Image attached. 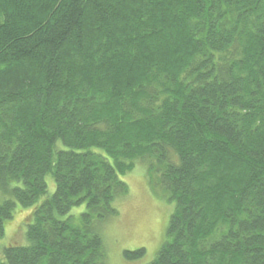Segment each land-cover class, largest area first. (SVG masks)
<instances>
[{"label":"trees","instance_id":"trees-1","mask_svg":"<svg viewBox=\"0 0 264 264\" xmlns=\"http://www.w3.org/2000/svg\"><path fill=\"white\" fill-rule=\"evenodd\" d=\"M138 165L147 264H264V0H0V264H105Z\"/></svg>","mask_w":264,"mask_h":264},{"label":"rangeland","instance_id":"rangeland-1","mask_svg":"<svg viewBox=\"0 0 264 264\" xmlns=\"http://www.w3.org/2000/svg\"><path fill=\"white\" fill-rule=\"evenodd\" d=\"M122 178L129 186L128 193L118 201L119 214L101 227L107 254L105 264H147L165 239L173 204L167 200L163 187L157 181L149 182L147 170L141 165ZM29 209L17 206L5 233L0 236L1 256L3 248L14 241L21 245L27 243L24 218ZM139 248L146 250L141 257L130 259L125 256V251Z\"/></svg>","mask_w":264,"mask_h":264}]
</instances>
